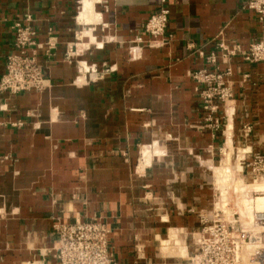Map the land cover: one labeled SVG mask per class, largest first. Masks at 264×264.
Instances as JSON below:
<instances>
[{
  "label": "crops",
  "instance_id": "obj_1",
  "mask_svg": "<svg viewBox=\"0 0 264 264\" xmlns=\"http://www.w3.org/2000/svg\"><path fill=\"white\" fill-rule=\"evenodd\" d=\"M247 1L167 0L169 43L134 56L133 41H147L162 0H0V79L12 25L31 15L51 84L43 93H0V264H58L54 225L94 218L111 230L114 264H182L163 256L161 243L201 231L228 137L230 154L262 150L264 64L240 55L226 62L219 48L264 40ZM84 3L90 23L80 17ZM212 53L222 72L231 69L228 125L223 109L209 117L192 79L211 68ZM79 62L96 65L98 79L80 80Z\"/></svg>",
  "mask_w": 264,
  "mask_h": 264
},
{
  "label": "built area",
  "instance_id": "obj_2",
  "mask_svg": "<svg viewBox=\"0 0 264 264\" xmlns=\"http://www.w3.org/2000/svg\"><path fill=\"white\" fill-rule=\"evenodd\" d=\"M166 3L167 0H162V6L148 19L144 28L147 41L140 36L133 41L131 51L134 56L138 55L143 47L160 48L169 43L171 36L168 35L167 28L170 10ZM246 8L254 12L258 21L264 24V0H248ZM12 30L13 50L6 59L5 72L0 79V93L17 95L30 91L45 92L50 89L51 84L44 64L39 59V50L44 46L36 42L34 18L27 15L22 21L14 22ZM45 46L47 56H51L56 47V38L51 36ZM219 48L226 62L240 55L247 63L264 64V40L252 44L248 50H243L238 45L231 48L223 43ZM73 56L70 48L66 55L67 60H71ZM206 61L211 68L194 72L192 79L200 86L198 91L209 117L212 118L223 109L221 120L228 125L234 115V109L231 115L228 112V107L232 106L234 100V90L228 82L231 69L222 72L215 53L206 57ZM77 67L80 80L86 79V75H90V81L98 79L99 71L96 65L79 62ZM108 71L113 70L109 68ZM246 132H251L250 126L246 127ZM218 216L216 204L211 214L200 216L202 229L193 237L195 243L191 258H188L189 264H262V233L255 238L247 231L231 232L233 228L230 231L228 227L219 226ZM54 230L58 236L55 254L58 264H114L109 248L111 230L101 218L86 222H58L54 225ZM247 240L250 243H247Z\"/></svg>",
  "mask_w": 264,
  "mask_h": 264
},
{
  "label": "rangeland",
  "instance_id": "obj_3",
  "mask_svg": "<svg viewBox=\"0 0 264 264\" xmlns=\"http://www.w3.org/2000/svg\"><path fill=\"white\" fill-rule=\"evenodd\" d=\"M262 135V150L252 151L251 155H246L242 150L232 149V161L226 162L230 169L227 172L223 167V162L228 157L227 153L230 148L227 149V146H223L225 152L218 158L213 171V188L216 191L215 203L216 209L219 211L217 218L219 226L228 227L230 231L233 228L231 232L247 231L251 237L255 238H258L259 234L262 233V246H264V134ZM219 170L220 173H218ZM177 234L187 251L183 249V253L180 251L178 253L180 246L174 248L178 239L176 238V241L170 240L168 243L164 241L168 239L167 236L163 238L162 244L164 243L163 245L166 246L168 243L169 245L164 247V254L162 255L177 258L176 260L182 264H189L188 257L191 258L195 241L193 236L188 233L185 236L179 232ZM171 237L173 239V233ZM247 243L250 241L247 240ZM257 243L255 242V244ZM172 248L175 249V252H171ZM185 254L187 258L181 259V256H185ZM262 254L264 255V252ZM262 264H264V260Z\"/></svg>",
  "mask_w": 264,
  "mask_h": 264
},
{
  "label": "bare ground",
  "instance_id": "obj_4",
  "mask_svg": "<svg viewBox=\"0 0 264 264\" xmlns=\"http://www.w3.org/2000/svg\"><path fill=\"white\" fill-rule=\"evenodd\" d=\"M90 10H91V7H90V5H89V3H84L83 4V6H82V8H81V10H80V17H81V19H83V20H86L88 23H90ZM95 12V11H94ZM89 25V24H88ZM228 112H229V114L231 115V113H232V110H228ZM230 128H231V126H230ZM228 132V131H227ZM229 136V135H228ZM227 136V137H228ZM230 140H231V138H230ZM229 140V137H228V142H227V147H228V149H229V144H230V141ZM232 144V143H231ZM232 146V145H231ZM230 150H231V148H230ZM231 152V151H230ZM144 156H145V158H148V156H149V152L147 151V150H145L144 151ZM148 160V159H147ZM231 162L232 160H231V154L230 153H228V157L226 158V160L223 162V167H224V169L226 170V172L227 171H229L230 169H229V165H227L226 164V162ZM219 169V168H218ZM223 169V168H222ZM217 170V169H216ZM218 173H220V170H219V172ZM223 174H224V171H223ZM222 181V180H221ZM251 187V186H250ZM243 189V188H242ZM261 202V201H260ZM264 204V203H263ZM252 206V205H251ZM262 217V216H261ZM178 235V234H177ZM176 238L178 239L177 240V244H174V248L176 247V246H180L179 248H178V253H180V252H182L183 251V249L185 250V251H187L186 250V247L184 246V244L181 242L180 243V241H179V238L176 236V234L175 235H173V239L172 240H174V241H176ZM170 239V238H169ZM170 241V240H169ZM168 242V241H167ZM179 242V243H178ZM169 243V242H168ZM167 243V244H168ZM162 244V243H161ZM164 244V243H163ZM162 244V247H161V250L163 251L164 250V247H167V244H166V242H165V244H166V246L165 245H163ZM169 245V244H168ZM183 247V248H182ZM182 249V250H181ZM171 251L172 252H175V249H171ZM180 251V252H179ZM183 253V252H182ZM186 253V252H185ZM187 254H188V252H187ZM188 256H189V254H188ZM182 258H187V255L185 254V256H181ZM188 258H190V256L188 257Z\"/></svg>",
  "mask_w": 264,
  "mask_h": 264
}]
</instances>
